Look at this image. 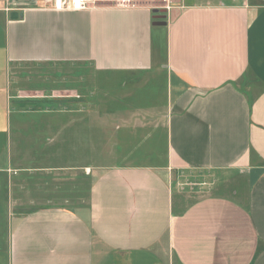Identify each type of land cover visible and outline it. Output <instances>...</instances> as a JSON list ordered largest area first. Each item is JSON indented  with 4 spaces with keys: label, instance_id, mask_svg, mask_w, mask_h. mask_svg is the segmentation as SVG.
I'll use <instances>...</instances> for the list:
<instances>
[{
    "label": "crops",
    "instance_id": "obj_1",
    "mask_svg": "<svg viewBox=\"0 0 264 264\" xmlns=\"http://www.w3.org/2000/svg\"><path fill=\"white\" fill-rule=\"evenodd\" d=\"M82 65L121 78L165 73L166 162L78 167L91 184L79 205L11 186L0 264H264V0H183L170 11L157 0L85 10L0 0V93L20 116L70 110L60 98L72 100L62 93L78 89L71 67ZM47 66L62 72L42 84L43 73L25 71ZM26 95L56 101L21 104ZM184 171L231 178L186 204L173 188Z\"/></svg>",
    "mask_w": 264,
    "mask_h": 264
},
{
    "label": "rangeland",
    "instance_id": "obj_2",
    "mask_svg": "<svg viewBox=\"0 0 264 264\" xmlns=\"http://www.w3.org/2000/svg\"><path fill=\"white\" fill-rule=\"evenodd\" d=\"M71 68L78 89L72 87L62 93L72 100L60 98L63 104L72 103L70 110L68 105L52 106L49 113L20 116L16 103L12 100L6 104L7 94L0 93V169H5L0 172V248H3L0 259H5L4 250L8 246L11 186L15 192L17 183L23 182L30 190L24 194L25 199L37 202L56 198L57 205H79L88 200L91 184L85 169L77 170L78 167L160 166L166 162L167 101L163 71L121 78L98 73L89 65ZM25 71L43 73L36 80L42 84L45 73L62 72V68L47 66ZM27 82L19 81L23 88ZM58 82L63 80L58 78ZM50 92L46 93L51 95ZM40 99L28 96L18 101L49 105L56 101ZM21 127L23 134L18 131ZM7 169L14 174L9 176ZM228 178L231 177L215 171L176 172L174 193L184 192L182 196L190 204L195 198L189 196L221 193L218 185ZM31 207L18 206L15 212H26Z\"/></svg>",
    "mask_w": 264,
    "mask_h": 264
},
{
    "label": "built area",
    "instance_id": "obj_3",
    "mask_svg": "<svg viewBox=\"0 0 264 264\" xmlns=\"http://www.w3.org/2000/svg\"><path fill=\"white\" fill-rule=\"evenodd\" d=\"M108 0H52L53 6L58 10L74 9L85 10L90 9L98 5L99 2ZM122 1V0H116ZM130 1V0H126ZM138 1V0H133ZM163 4V8L166 11H170L174 7V3L181 2L183 0H157Z\"/></svg>",
    "mask_w": 264,
    "mask_h": 264
}]
</instances>
